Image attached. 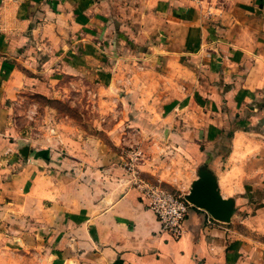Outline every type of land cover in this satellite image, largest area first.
<instances>
[{"label": "crops", "instance_id": "1", "mask_svg": "<svg viewBox=\"0 0 264 264\" xmlns=\"http://www.w3.org/2000/svg\"><path fill=\"white\" fill-rule=\"evenodd\" d=\"M89 49L100 66L130 58L143 71L127 80L136 168L8 126V97L85 73ZM183 154L233 212L222 221L191 206L175 239L134 181L164 177L168 161L178 181ZM0 245L5 264H264V0H0Z\"/></svg>", "mask_w": 264, "mask_h": 264}, {"label": "rangeland", "instance_id": "2", "mask_svg": "<svg viewBox=\"0 0 264 264\" xmlns=\"http://www.w3.org/2000/svg\"><path fill=\"white\" fill-rule=\"evenodd\" d=\"M212 3L215 7L218 6L216 0H212ZM99 39L104 40L103 37ZM96 55L102 56L100 50H88L85 73L63 72L58 78L47 77L46 80L37 82L38 85L26 84L15 96L6 99L8 112L4 115L9 121L8 126L22 135L24 142L42 144L50 136L68 135L83 142L81 148L92 158L93 164L97 157L96 163L102 167L122 170L136 168L132 158L139 154L133 152L142 146L133 143L134 130L129 127L130 122H138L140 119L133 112L136 96L132 91V83L127 80L129 75L143 71L130 58L119 61L118 64L115 61L100 66L96 64ZM57 68L60 70L58 65ZM154 71L151 68V73ZM46 76L47 74L43 75L42 79ZM152 131L153 129L148 130V133L152 134ZM148 146H144L145 151ZM154 147L159 151L166 149V154L169 155L173 146ZM186 152L190 154V150ZM183 156L182 174L178 173V181L174 180L175 166L170 161L165 165L164 177L144 178L182 194L188 193L192 181L197 178L190 176L191 166L196 167V162L190 159L191 155ZM171 161L174 162L173 159ZM202 163L199 161L197 169L202 167ZM1 248L2 245L0 252ZM10 261V264L16 263L13 257ZM2 263L5 264L0 261Z\"/></svg>", "mask_w": 264, "mask_h": 264}, {"label": "built area", "instance_id": "3", "mask_svg": "<svg viewBox=\"0 0 264 264\" xmlns=\"http://www.w3.org/2000/svg\"><path fill=\"white\" fill-rule=\"evenodd\" d=\"M208 7L220 8L228 0H216L217 7L212 0H204ZM136 188L144 194L148 207L154 212L160 223V229L171 236L179 237L183 232V222L189 208L195 206L185 198V195L177 190L169 189L161 183L150 182L142 176H136L134 181Z\"/></svg>", "mask_w": 264, "mask_h": 264}, {"label": "water", "instance_id": "4", "mask_svg": "<svg viewBox=\"0 0 264 264\" xmlns=\"http://www.w3.org/2000/svg\"><path fill=\"white\" fill-rule=\"evenodd\" d=\"M197 174L190 191L184 194L185 198L208 211L214 218L228 221L233 212V200L223 198L218 193L214 178L204 166L197 170Z\"/></svg>", "mask_w": 264, "mask_h": 264}]
</instances>
